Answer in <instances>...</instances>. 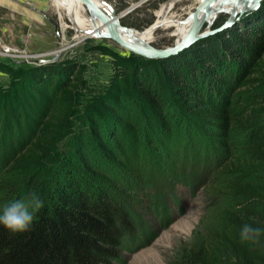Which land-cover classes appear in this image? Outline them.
<instances>
[{
	"label": "rangeland",
	"instance_id": "1",
	"mask_svg": "<svg viewBox=\"0 0 264 264\" xmlns=\"http://www.w3.org/2000/svg\"><path fill=\"white\" fill-rule=\"evenodd\" d=\"M100 1L115 15L121 14L119 23L126 29L143 31L154 24L156 12L171 0ZM197 6L194 0H176L168 14L170 22L182 24ZM255 9L236 15L232 26ZM125 11L128 13L123 14ZM227 19L226 13H219L199 32L219 29ZM62 24L66 25L63 29ZM173 31V27L156 30L150 47L162 50L172 46L176 40ZM75 36L65 11L57 10L53 0H0V210L15 197L29 198L34 184H40L38 194L45 199L64 167L82 172L84 147L98 153L88 134V117L96 116L103 127L110 124L100 104L108 101L110 89L117 87L121 101L127 104L128 110L121 111L131 128L126 131L118 126L117 134L122 139L109 150L119 161L117 167L106 161L96 162L97 156L94 161L108 181L102 185L130 211L137 225L133 238L123 242L118 257L107 264H165L173 245L189 236L208 205L230 203L221 196L212 197L211 188L222 180L220 167L237 149L254 141L257 132L230 125L231 120L199 121L177 106L180 118L174 126L170 121H153L132 93L129 76L130 68L146 58L106 37ZM40 68H70L78 75L80 83L69 118L71 130L60 136L55 151L36 169L17 174L9 170L10 162L32 138L53 89L47 88L51 77L40 85L31 80ZM241 90L239 82L226 86L221 100L207 106L226 116H239L249 99ZM173 127L177 128L175 132ZM177 177L191 179L193 186L183 187ZM161 199L164 208L158 206Z\"/></svg>",
	"mask_w": 264,
	"mask_h": 264
},
{
	"label": "trees",
	"instance_id": "2",
	"mask_svg": "<svg viewBox=\"0 0 264 264\" xmlns=\"http://www.w3.org/2000/svg\"><path fill=\"white\" fill-rule=\"evenodd\" d=\"M36 71L31 75L33 83L40 85L51 77L47 88L53 89L32 138L10 162L9 170L17 174L36 169L55 151L60 136L71 130L69 118L80 83L70 68ZM129 76L132 93L153 121L174 126L180 118L178 107L199 121L231 120L230 125L257 132L254 141L237 149L220 167L222 180L211 188L212 197L221 196L230 203L208 205L189 236L173 245L164 263L264 264V0L233 26L197 40L174 56L138 61ZM236 82L249 96L242 114L230 117L208 107L221 100L224 87ZM110 90L109 100L100 104L110 124L103 127L96 116L88 117V134L98 153L84 147L82 172L64 167L45 199L38 194L40 184L33 185L32 193L44 206L26 232L12 233L0 224V264H107L118 257L123 242L133 238L137 221L102 185L107 180L94 161L97 156L96 162L117 167L119 161L109 150L122 139L118 126L126 131L131 128L121 111L128 108L119 89ZM132 104L136 109V102ZM177 179L183 187L193 186L191 179ZM158 206L164 208L162 199ZM245 224L262 230L258 244L241 240Z\"/></svg>",
	"mask_w": 264,
	"mask_h": 264
},
{
	"label": "bare ground",
	"instance_id": "3",
	"mask_svg": "<svg viewBox=\"0 0 264 264\" xmlns=\"http://www.w3.org/2000/svg\"><path fill=\"white\" fill-rule=\"evenodd\" d=\"M194 1L199 6L201 0ZM221 1L228 0H213L212 5L206 11L200 10L197 13V18L201 20L204 15H206L208 17L207 22H210L219 13L227 14L230 13V11H233L232 5L220 6ZM53 2L57 10L62 9L65 11L67 18L72 25V28L75 30V37L81 39L101 38L106 34H111L113 36V34L116 33L123 41L130 45H134L142 49H152L150 47V43L153 41V36H155L154 33L156 30L169 29L173 27L174 31L171 35L176 37V40L174 42H178L187 34L190 28L189 15L186 23L182 22V24H175L170 22V17L168 16V14L174 6L176 0H171L164 4L161 9L156 12V21L154 22V24L150 25L143 31H133L131 29L120 28L118 26L119 23L115 22L111 33L92 12L89 11L88 13L91 19L87 16L85 7L82 5L80 0H53ZM93 2L98 6L99 9L109 14H113L109 8L100 3H104L103 1L93 0ZM237 9H239V6L237 7ZM234 12L235 10L232 13ZM65 27V24L61 25L62 29Z\"/></svg>",
	"mask_w": 264,
	"mask_h": 264
},
{
	"label": "water",
	"instance_id": "4",
	"mask_svg": "<svg viewBox=\"0 0 264 264\" xmlns=\"http://www.w3.org/2000/svg\"><path fill=\"white\" fill-rule=\"evenodd\" d=\"M261 0H228V1H221L220 6L225 5H232V10L230 13H227L228 19L224 22V24L216 30L212 31H203L199 32V29L204 23H207L209 25L211 23L207 22L208 17L204 15V17L199 20L197 18V13L202 10L206 11L213 3V0H201L199 6L189 15L190 18V28L187 32V34L178 42H174L172 46L164 48L162 50H154V49H142L139 47H136L134 45H130L123 41L116 33L113 34H106L104 37L113 40L117 45L124 48L128 52L146 58L150 60H159L163 58H167L170 56H174L183 49L188 48L191 46L194 42H196L199 39L205 38L209 35H212L214 33L220 32L233 24V20L236 17V15L240 16L243 12L248 10H253L259 6ZM82 5L90 12H92L102 24H104L110 33L112 32L113 25L115 22L119 23V18L121 14L115 15L113 14H106L101 9L98 8V6L93 2V0H80ZM239 6V9L237 7ZM128 13V11H125L123 14ZM122 14V15H123ZM188 18V17H187ZM187 18L182 20V22L186 23ZM120 24V23H119ZM121 27L128 28L125 26Z\"/></svg>",
	"mask_w": 264,
	"mask_h": 264
},
{
	"label": "clouds",
	"instance_id": "5",
	"mask_svg": "<svg viewBox=\"0 0 264 264\" xmlns=\"http://www.w3.org/2000/svg\"><path fill=\"white\" fill-rule=\"evenodd\" d=\"M44 206V202L35 193L27 199H18L7 203L0 210V224L12 233L28 231L34 220L35 213ZM261 229L245 224L240 231L242 241L258 244L261 238Z\"/></svg>",
	"mask_w": 264,
	"mask_h": 264
},
{
	"label": "crops",
	"instance_id": "6",
	"mask_svg": "<svg viewBox=\"0 0 264 264\" xmlns=\"http://www.w3.org/2000/svg\"><path fill=\"white\" fill-rule=\"evenodd\" d=\"M101 4H103L104 6H106L107 8H109L106 4H104V3H102V2H100ZM110 9V8H109ZM109 14V13H108Z\"/></svg>",
	"mask_w": 264,
	"mask_h": 264
}]
</instances>
